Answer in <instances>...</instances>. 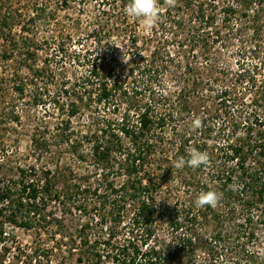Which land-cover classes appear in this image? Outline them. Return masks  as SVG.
I'll list each match as a JSON object with an SVG mask.
<instances>
[{"label":"trees","instance_id":"obj_1","mask_svg":"<svg viewBox=\"0 0 264 264\" xmlns=\"http://www.w3.org/2000/svg\"><path fill=\"white\" fill-rule=\"evenodd\" d=\"M128 2L98 0L92 31L119 30L123 61L94 64L69 87L49 56L38 65L43 46L33 34L49 17L37 10L22 22L0 8V62L10 72L0 97L27 94L44 110L29 135L40 164L11 177L0 162V242L9 225L58 232L55 250L64 247L63 262L75 264H264V0H159L160 21L147 33L125 14ZM248 29L254 46L239 50L237 71L207 58ZM5 105L3 118L25 128L24 110L12 99ZM89 109L93 120L76 129L73 120ZM191 148L207 152L208 165L171 168ZM208 190L222 193L218 205L195 207ZM25 256L34 264L47 257L39 246Z\"/></svg>","mask_w":264,"mask_h":264},{"label":"rangeland","instance_id":"obj_2","mask_svg":"<svg viewBox=\"0 0 264 264\" xmlns=\"http://www.w3.org/2000/svg\"><path fill=\"white\" fill-rule=\"evenodd\" d=\"M63 1L0 0V8L18 11V14L22 16V22L29 20L37 10L43 15H47L46 19L49 17L50 25L48 26L43 21L45 17L41 16L33 34L39 41V44L43 46L39 52L38 65L40 66L42 61L49 56V63L59 80L71 79L70 83L66 85L69 87L75 77L78 78L89 73L91 66L94 64L106 66V63H108L112 56L117 57L122 62L124 59L123 53L127 50L128 42L121 39L119 30L113 32L111 37H101L99 35L98 37H94L92 31L95 25L93 23L101 18L99 13H97V8H99L98 0H85L83 2L82 0H70L69 7H65L62 3ZM130 19L133 20L134 18ZM221 19L222 15H218V22ZM219 24L221 25V23ZM140 28L141 31H146V33L149 30L144 28L141 22ZM252 38L253 29L244 30L241 34L235 35L227 47L222 48L219 47L218 43L215 44L210 49L209 57L207 58L213 60L216 56L217 59H220V64L228 66L231 72H235L240 67V62H238L241 59L239 50H242L244 46L246 49L248 47L252 48L254 46ZM47 42L51 45H48ZM114 44L119 47L115 48ZM120 73L122 74V72ZM2 77L9 78L10 72L0 62V78ZM126 83L128 86L133 85L130 79H126ZM167 89L168 92H171L176 89V85L169 84ZM238 91H242V88L239 87ZM29 98L27 94L19 99L18 97L15 98L14 92L6 94L7 100L12 99L16 102L15 106L19 112L24 110L21 122L25 124V128H22L19 123L4 119L0 111V162H3L7 169V174H10L11 177L15 176L16 168L19 166L26 167L32 164H40V161H36L37 155L34 154L31 148L29 135L33 115L37 110L40 113L44 112V110L30 106ZM248 98H250V95H248L246 100ZM6 99L0 97V108L3 106L8 107L5 105ZM242 100L240 99V102ZM47 107L51 108L49 105ZM93 110L89 109L84 114H80L73 120V126L78 130L84 131L91 123V120H93ZM112 112V109L111 112H108L104 111L103 108L100 111V113L106 114L109 118L120 116ZM167 133H169L168 129H166ZM65 160L63 159L62 162H65ZM86 164L87 161L83 162L82 166L79 167L78 173L80 175H86ZM52 207L55 209L56 205H52ZM55 210L60 216L58 208ZM5 233L4 241L0 242V264H34L29 258H26L25 253H31L38 246L45 250L47 256L43 258L45 264H75L69 261L63 262L65 258L62 252L65 250L64 247H62V250H55L57 248V240L61 236L58 232H54V230H50L49 232H34L8 225ZM71 234H74V232ZM259 237L257 252L260 259L264 262V232H260ZM54 250L55 252H53Z\"/></svg>","mask_w":264,"mask_h":264},{"label":"clouds","instance_id":"obj_3","mask_svg":"<svg viewBox=\"0 0 264 264\" xmlns=\"http://www.w3.org/2000/svg\"><path fill=\"white\" fill-rule=\"evenodd\" d=\"M169 6H174L176 0H166ZM125 14L130 18L139 19L144 28H154L160 21L162 8L159 0H129L126 5ZM119 47V46H116ZM197 122V126H198ZM209 163V155L207 152L191 148L188 151L187 158L184 156L176 159L171 168L182 170L185 167L197 169L202 166H207ZM222 199V193L215 190L201 191L196 197L194 204L197 208H204L206 206L216 207Z\"/></svg>","mask_w":264,"mask_h":264}]
</instances>
